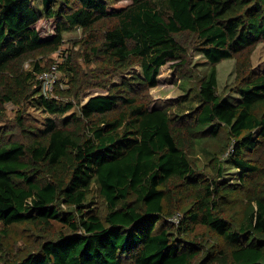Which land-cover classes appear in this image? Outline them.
<instances>
[{
  "label": "trees",
  "instance_id": "trees-1",
  "mask_svg": "<svg viewBox=\"0 0 264 264\" xmlns=\"http://www.w3.org/2000/svg\"><path fill=\"white\" fill-rule=\"evenodd\" d=\"M39 2L0 0L1 264H264V68L252 65L264 0ZM74 28L79 48L56 62L66 79L45 95L38 75ZM193 51L206 67L191 64ZM225 59L234 80L220 92ZM169 62L181 93L152 106ZM91 88L104 93L80 103ZM6 103L62 121L10 119ZM224 163L236 181L222 179ZM93 195L103 211L87 208ZM26 227L39 240L18 255Z\"/></svg>",
  "mask_w": 264,
  "mask_h": 264
},
{
  "label": "rangeland",
  "instance_id": "rangeland-1",
  "mask_svg": "<svg viewBox=\"0 0 264 264\" xmlns=\"http://www.w3.org/2000/svg\"><path fill=\"white\" fill-rule=\"evenodd\" d=\"M40 0H32V3L36 8L40 6ZM130 3V0H115L114 5L110 7L111 9H119L122 8ZM47 24H43V20H39L36 24V27L40 30L43 29ZM45 29V28H44ZM63 40L64 43L59 49L58 52L52 54V59L56 62H61L64 52H68L71 49H78V45H74V41L78 40L82 36V31L80 28H74L70 31H65L63 34ZM66 55V54H65ZM53 63V64H54ZM52 64V65H53ZM191 64H194L193 66L196 67L197 70H201L204 67L208 65V63L205 61L203 56L199 52H192L191 55ZM51 65V67H52ZM170 62L163 65L160 69L159 75H158V84L150 89V93L152 95L153 104L152 106H161L168 103H171V101H176L178 95L181 93L179 87H178V79L176 78L175 74V68L172 66ZM252 65L256 68H264V45L262 43L258 44L255 48L253 54H252ZM234 66H235V59H225L222 60L219 64H217V87L218 91L223 92L229 85L232 84L234 80ZM51 69V68H50ZM133 72L139 73L140 68L139 66L133 67L131 70H129L128 73L124 74L125 76H129ZM56 77L55 81H60L62 84L65 81V76L61 71L58 70L56 74H54V78ZM121 80V77H116L114 79V82H119ZM41 84V83H40ZM47 92V91H46ZM97 93H104L103 90L99 88H91L86 91H84L79 101L80 103H84L91 95H95ZM230 93V94H229ZM226 95H224V99H226L228 102H232L234 100V97H239L236 93L229 92ZM54 96V93L48 94ZM77 110V105H75L71 111ZM5 112L8 118H14L16 114L23 113V116L29 117L34 121L39 128H43L46 123L48 122V118H53L59 122L62 121V116H56V115H49L45 113L42 109L37 108L35 106H18L14 105L12 103H6L5 104ZM67 113H70L67 112ZM3 125L2 122H0V126ZM208 155L207 153V146H204L203 148L198 146L196 148L195 153V159L199 164L204 167L206 170H211L210 162L208 161ZM223 177L222 179L225 181H236L237 180V170L233 168L230 164L224 163V167L222 169ZM87 208H95L99 209L101 208L102 211L104 207L101 205V202L98 200L97 195H93L90 198V202L87 203ZM179 216H176L177 222L181 218L182 213L180 212L178 214ZM232 215L236 217H240L241 211L236 210ZM55 228L59 229L61 226L59 224H54ZM202 232L204 233L203 228L200 227L196 229V233ZM23 239H19L14 242L15 248L18 249V251H15L18 255H23L27 252V249L30 251L35 250L37 246V242L39 238H36V232H34L29 227H26L25 230H22ZM2 263V260L0 259V264Z\"/></svg>",
  "mask_w": 264,
  "mask_h": 264
},
{
  "label": "built area",
  "instance_id": "built-area-1",
  "mask_svg": "<svg viewBox=\"0 0 264 264\" xmlns=\"http://www.w3.org/2000/svg\"><path fill=\"white\" fill-rule=\"evenodd\" d=\"M57 72V63H54L50 70L42 72L38 75V78L41 82L42 92L45 95L53 93L54 83L56 82V77L54 78V74ZM174 220L177 221L176 216L174 217Z\"/></svg>",
  "mask_w": 264,
  "mask_h": 264
}]
</instances>
